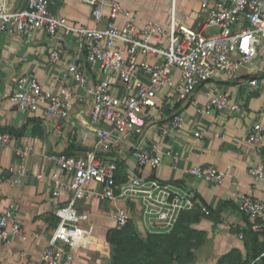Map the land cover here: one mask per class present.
<instances>
[{"label": "built area", "instance_id": "built-area-1", "mask_svg": "<svg viewBox=\"0 0 264 264\" xmlns=\"http://www.w3.org/2000/svg\"><path fill=\"white\" fill-rule=\"evenodd\" d=\"M47 1L25 0L24 6L11 7L8 0H0V32L19 35L25 42L38 30L51 36L59 31L74 34L83 49L85 64L104 77L86 85L83 66L74 60L66 63L71 78L83 84L91 95L89 118L96 125L95 142L85 155L50 150L42 155L55 169L48 174H35L50 183L58 221L35 264H74L73 248L88 245L90 233L80 225L87 214L80 213L76 206L80 200L98 197L115 205L112 218L116 228L123 227L129 219L128 209L117 206L116 201L132 203L138 220L151 233L169 232L179 214L188 209L198 207L203 214H210V208L195 191L156 177L164 155L171 156L174 164L179 157L176 151L160 149L150 141L148 132L153 128L158 137L164 138L182 129L185 117L174 111L168 117L151 120L152 113L162 97L185 101L198 85L214 75L222 73L224 80L234 79L242 68L250 73H264V0H195L199 16L196 26L176 21L175 0H171L166 26L153 19L137 23L133 11L120 0H85L91 5L93 24L76 25L50 11ZM208 27L214 29L206 31ZM49 59L61 60L58 47L50 51ZM250 73L239 84L261 94L264 105V76ZM74 96L75 89L70 84L53 91L35 77L21 76L7 100L22 112L43 108L47 115L65 119ZM224 109L239 111L242 106L229 92L208 88L202 111ZM71 124L75 126L76 122ZM75 132L71 130L72 135ZM194 135L200 137L202 133L195 130ZM246 141L260 152V157L247 167L256 184L264 180L260 123L248 130ZM122 145L127 146L134 167L124 162L119 173L118 158L110 153ZM0 147H11L21 160L27 154L8 129L0 130ZM147 166L150 172L143 173ZM22 168L19 163L12 170L21 173ZM183 171L213 184L224 181V173L210 164L189 166ZM62 194H67L64 200L60 199ZM237 209L252 221L254 229L264 228V200L243 193L238 197ZM23 236L22 222L13 203H3L0 196V243L8 244ZM248 264H255V260Z\"/></svg>", "mask_w": 264, "mask_h": 264}, {"label": "crops", "instance_id": "crops-1", "mask_svg": "<svg viewBox=\"0 0 264 264\" xmlns=\"http://www.w3.org/2000/svg\"><path fill=\"white\" fill-rule=\"evenodd\" d=\"M120 1L133 11L139 24L148 19L164 26L169 23L171 0ZM8 4L11 7L24 6L25 0H8ZM47 6L50 11L65 16L72 24H93L91 5L85 0H48ZM175 19L179 23L196 26L199 19L197 2L175 0ZM210 28H206V31H210ZM54 47L60 50L59 62L49 59ZM73 60L83 66L88 79L86 85L104 77L99 70L85 64L83 49L74 34L59 31L51 36L45 30H38L30 41L25 42L19 35L0 32V98L3 99L0 104V130L11 129L17 144L27 150L25 158L21 160L11 147H0V196L3 203H13L24 229L22 238L13 239L8 244L0 243V264H35L58 221V214L53 207L55 199L50 195V183L46 178H37L35 174H48L55 169V165L42 156L43 153L69 149L72 150L70 153L85 155L95 142L96 125L89 118L91 95L83 84L71 78L66 69V63ZM248 73V69L242 68L239 77L227 80L223 79L222 73L214 75L198 85L187 100L179 102L176 111L185 117L182 129L172 131L164 138L158 137L153 128L148 132L150 141L156 142L160 149L176 151L179 157L174 164L171 156L164 155L156 177L192 189L211 210L208 215L200 213L190 224L203 231V242L191 248L192 257L189 260H174L172 264H216L221 255L234 247L241 251L243 257L245 255L242 236L235 229L245 225L243 215L237 209L238 197L250 193L264 200V180L254 184L247 172L251 161L260 157L259 150L246 141V134L253 124L260 123L262 126L264 142L262 96L258 92L247 91L239 84V80ZM250 74L264 76L259 71ZM21 76L35 77L43 87L53 91L65 83L70 84L75 89V96L69 117L58 119L47 115L43 108L22 112L11 106L7 97ZM208 88L215 92H229L242 109L202 111ZM175 103L171 97L159 99L151 120L168 117L175 109L167 112L166 108L171 109ZM71 121H75L76 125L73 126ZM72 129L76 131L75 135L71 134ZM195 130H199L202 135L195 136ZM110 154L134 167V160L126 145ZM19 163L23 164L22 172H13L12 168H16ZM209 164L224 173L222 183H209L183 171L189 166ZM148 172L150 168L144 167L143 173ZM66 197L67 194H62L60 199ZM116 205L128 209L129 218L134 220L135 229L141 236L150 233L138 220L137 210L132 203L118 200ZM76 206L80 213L87 214L80 225L89 231L90 241L87 246L73 248L74 264H112L111 245L106 240V234L115 227L112 218L115 205L95 197L80 200Z\"/></svg>", "mask_w": 264, "mask_h": 264}, {"label": "trees", "instance_id": "trees-1", "mask_svg": "<svg viewBox=\"0 0 264 264\" xmlns=\"http://www.w3.org/2000/svg\"><path fill=\"white\" fill-rule=\"evenodd\" d=\"M178 106L179 102H176L171 109L166 108V111L174 109L176 111ZM8 130L13 132L11 129ZM71 151L66 149L64 152L70 153ZM118 163L120 164V173L124 161L119 159ZM200 213L202 212L198 207L182 211L169 232H150L146 233L144 237L136 231L134 220L131 218L123 227L111 228L106 234V240L111 245V263L172 264L174 260L179 262L189 260L192 257L191 248L203 242V231L190 226ZM243 219L245 225L235 229L242 234L245 248L244 257L241 251L234 247L221 255L216 264H248L253 260H258L257 264H264V239L262 238L264 228L256 230L246 215H243Z\"/></svg>", "mask_w": 264, "mask_h": 264}, {"label": "rangeland", "instance_id": "rangeland-1", "mask_svg": "<svg viewBox=\"0 0 264 264\" xmlns=\"http://www.w3.org/2000/svg\"><path fill=\"white\" fill-rule=\"evenodd\" d=\"M212 30V28H210ZM214 29V28H213Z\"/></svg>", "mask_w": 264, "mask_h": 264}]
</instances>
